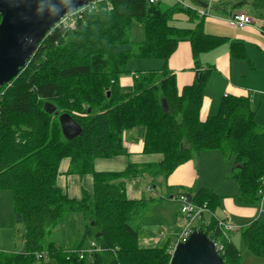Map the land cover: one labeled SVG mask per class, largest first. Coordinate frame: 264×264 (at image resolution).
<instances>
[{
  "label": "trees",
  "instance_id": "1",
  "mask_svg": "<svg viewBox=\"0 0 264 264\" xmlns=\"http://www.w3.org/2000/svg\"><path fill=\"white\" fill-rule=\"evenodd\" d=\"M179 1L206 6L205 0ZM161 4L157 0L100 3L73 27L51 30L26 68L2 88L0 191L12 194L15 223L25 228V250L1 253L0 264H170V241L163 247L142 248L139 230L150 209L171 195L161 194L158 201L130 200L126 183L149 176L151 189L165 190L180 166L205 152H221L227 165L233 159L228 178L238 185V201L264 210V125L256 123L250 97L228 95L216 116L201 120L205 88L214 70L212 66L200 70L201 56L229 45L232 59L246 60L252 67L245 46L206 33L205 17L197 9L175 1L163 10ZM252 5L264 12V0H253ZM179 15L194 27L174 25ZM134 22L144 29L141 43L132 40ZM181 42L191 45L198 78L180 91L168 62ZM124 45L133 49L111 52ZM135 60H161L164 66L134 73L133 90L125 92L120 79L131 74L128 66ZM47 105L55 108L53 114L45 110ZM63 115L81 127V136L64 137ZM132 131L144 142L143 155L160 160L130 163L122 172H97L96 160L125 154V135ZM64 160L70 163L67 175L92 177V191L83 190L80 199L70 198L58 185ZM182 194L212 214L221 206L222 197L213 190ZM75 215L84 217L86 225L77 249L66 252L47 237ZM199 228L211 241H221L224 264H242L229 232L213 216H205ZM241 234L250 253L264 259V224L257 220ZM90 243L101 251L92 262L81 260L79 252Z\"/></svg>",
  "mask_w": 264,
  "mask_h": 264
},
{
  "label": "crops",
  "instance_id": "2",
  "mask_svg": "<svg viewBox=\"0 0 264 264\" xmlns=\"http://www.w3.org/2000/svg\"><path fill=\"white\" fill-rule=\"evenodd\" d=\"M157 1L162 2V0H157ZM167 1L173 4L176 0H167ZM205 2H206V6L199 7L194 5L193 8L198 10L206 9V8L210 9L209 10L210 16L205 18L204 28L206 33L215 36H220L217 33L224 32L220 34H225L224 36L222 35V37H227L230 40V42H235V41L242 42L245 46L247 56L250 60H251L249 56L250 52L248 50L249 45L261 46L264 51V41H263L264 34L262 33V28L264 30V12H259L253 7L252 5L253 0H238V1L205 0ZM248 8L251 9V11H249ZM235 13H246L249 16H251L254 20L253 26L247 27L244 30H236L230 28L227 25L226 21ZM226 28L234 30L233 32L234 34L229 35V33H227ZM157 61H161V60H157ZM200 62H201V69H200L201 71L205 70L210 66L214 67V70L210 76V79L207 83L204 92L205 96L203 101V107L201 110L202 121H205L209 117L216 116L219 112L222 99L228 95L250 97L253 108L254 97L250 94L249 92L250 90L244 87L246 85L242 84L240 80H236L235 76L238 70L239 71L241 70L242 71L241 78L249 77L250 72L248 70L254 68V66L252 67L249 66L246 60L232 59L229 45H225L215 51L203 54L200 58ZM242 63L248 64L247 66L250 69L248 67L244 68ZM163 66H164V62L162 61L160 62V67H158L159 69L155 71L161 70ZM168 67L176 75L177 86L180 91L184 87L192 85L197 80L198 73L195 70L191 45L188 42H181L179 44L176 52L172 55V57L168 62ZM246 74L249 75L246 76ZM133 75L134 73L133 74L131 73L127 76H123L120 79V85L125 92H131L133 90V85H134ZM143 146H144V142L142 139L138 137V134L136 132V135L134 137H130L127 143L125 141L124 144L125 154L123 156L114 159H98L95 162V170L97 172H107V173L122 172L126 169V167L130 163L145 164V163H154L160 160L159 156L143 155L142 153ZM205 153H209V152H205ZM205 153L199 154L198 155L199 159L200 157H204V155H206ZM131 158L139 159L140 162L130 161ZM197 162L198 161L195 159V157H193L191 161L180 166L169 177L164 194L171 195V198L163 200L158 204V206L160 205L163 207L166 204V202L173 203V205L178 203L180 205L179 201L177 200V197L181 195L185 190L198 191L201 189H209L215 191L219 196L222 197V202H221V206L214 212V215L218 219L230 221L235 226V229L229 232V238L240 252L237 243L238 241L236 238L237 233H240V235L242 236L241 231L244 228L250 226L252 223H254L257 220L263 222L264 224V210L261 206L258 205H245L240 201L236 202L234 197L237 194V189L231 195V197L233 198L220 195V193H218L216 189L217 188L216 181L219 175L216 176V181H215V177H213V175H211L209 171L207 172L203 170L201 171V168L199 167V164ZM69 165H70L69 160H64L62 162L61 167L63 168L61 170L60 167V176L58 182L62 180V178L64 177L63 178L64 186L62 185L63 187H61L59 184L58 185L69 195L70 198L80 199L83 190H86L88 192L92 191L93 189L92 177L85 176L81 178L74 175H67ZM204 173H207V175L204 176L203 175ZM211 176L214 178V183L209 182ZM227 179H229L228 176ZM142 180H147L149 182L147 191L157 193V191L154 189L155 187L152 188V190H149V187H151V183H152L149 176L129 179L126 183V193H127V197L130 200H141L145 198L143 196L144 193L142 188ZM180 207H179V211H180ZM179 214H181V212H177L176 214L174 213L175 219L173 223L169 224L168 226H175L177 228H181V226L183 227L185 220L180 221ZM66 222H70L71 224L74 225L71 228V231L74 230L73 239L76 240L75 243L68 244L66 243L67 241L63 243L64 241L58 238L56 233L60 231L62 224L54 230L56 234V239L54 238V240H50V241L61 246L66 252H74L77 249L78 243L83 236L86 220L81 215H75L69 217L66 220ZM143 224L140 229H143L142 228ZM53 232L51 233L50 236H52ZM162 233L159 234L153 233L156 235V237L153 236L154 238L152 237L148 239L144 238V240L142 239L141 240V244H143L142 248H157V247H161L160 246L161 243L166 244L168 241H170V246H171L170 251L172 252V250L174 249L177 243V237H176V241L175 240L173 241L171 237L166 235L165 232ZM166 236L168 238H166ZM67 239L68 238L66 236V240ZM24 242L23 245H25Z\"/></svg>",
  "mask_w": 264,
  "mask_h": 264
},
{
  "label": "rangeland",
  "instance_id": "3",
  "mask_svg": "<svg viewBox=\"0 0 264 264\" xmlns=\"http://www.w3.org/2000/svg\"><path fill=\"white\" fill-rule=\"evenodd\" d=\"M238 1V0H235ZM186 6L188 7H194L193 4L190 2H185ZM171 2L167 0H162L161 7L162 9H166L167 6H169ZM249 11L251 9L248 8ZM174 25L177 27H183V28H192L194 27V24L188 23V18L185 15H179L177 17V21L174 22ZM227 33L229 35H233L234 30H231L229 28H226ZM214 33V32H212ZM224 33V32H220ZM217 33L220 36H224L225 34ZM132 40L134 43H141L145 40V32L142 27L137 22H134L132 25ZM264 41V40H263ZM133 49L130 45H124V46H114L111 48L112 53H121L125 51H131ZM248 50L250 52V58L252 60V63L254 68H249L246 63H242L244 68H249L248 70L250 73V76L247 78H241L242 71L238 70L236 73V80H240L242 84H245L247 89H249L250 94L254 97L253 102V108L256 112V123L259 126L264 125V51L261 46L255 45H249ZM160 62L157 60H135L132 63L129 64L128 68L131 71V73L136 72H148V71H155L158 70L160 67ZM250 66V65H249ZM249 74H246L248 76ZM136 135L135 131L128 132L125 135V141L126 143L130 139V137H134ZM204 157H198V155H195V159L198 161L199 167L201 168V171H209L213 177H217V184L216 189L217 192L220 193V195H224L230 198L232 193L236 191L237 194L234 197L236 202H238L237 195H238V186L237 183L234 180L227 179L228 172L231 169V167L234 164L233 159L230 161V164H226V161L224 159V156L221 152H209L205 153ZM130 161L133 162H140L139 159L131 158ZM200 161V163H199ZM63 167H61L62 170ZM225 174V176H224ZM204 176L207 175V173L203 174ZM211 176L209 179L210 183H214V178ZM62 178V177H60ZM64 178V177H63ZM60 180L58 184L63 187V181L64 179ZM62 183V184H61ZM63 185V186H62ZM149 185V182L147 180H142V188H143V196L145 198H155L157 201L159 200L161 194L165 195V190H161L159 187L157 193L149 192L147 191V187ZM156 204V203H155ZM154 204V205H155ZM158 203L150 209L148 212L144 224L143 229L139 230V245L140 247L143 246L141 244V240L144 238H152L153 236L156 237L153 233H162L165 232L167 236L171 237V239L176 241V237L178 238L180 231H182L183 227L177 228L175 226H168L169 224L173 223L174 221V213L176 214L179 211L180 205L178 203L174 204L170 202H166V204L162 206H158ZM180 221L185 220V217L181 214H179ZM263 223V222H261ZM74 225L70 222H64L62 224V227L60 231L57 234L58 238L65 241L68 244L75 243L76 240H74V233L71 228ZM24 232L25 228L23 225H18L15 223L14 219V209H13V201H12V194L9 191H0V254L1 253H22L25 250V245H23L24 242ZM55 231L53 232L52 236H48L47 240H54L56 239ZM67 236V240H66ZM166 236V238H168ZM153 237V238H154ZM237 243L238 248L240 249L241 255H242V264H264V259L255 257L252 255L247 248L246 244L243 241L242 236L240 233H237ZM165 243H161L160 246L163 247ZM66 246V245H65ZM24 247V248H23ZM48 261L45 260V263Z\"/></svg>",
  "mask_w": 264,
  "mask_h": 264
},
{
  "label": "water",
  "instance_id": "4",
  "mask_svg": "<svg viewBox=\"0 0 264 264\" xmlns=\"http://www.w3.org/2000/svg\"><path fill=\"white\" fill-rule=\"evenodd\" d=\"M94 1L0 0V93L26 68L41 42L66 15ZM45 110L55 112L51 105ZM60 124L67 140L82 135L81 127L70 116H61ZM171 255L170 264H224L215 244L201 230L177 244Z\"/></svg>",
  "mask_w": 264,
  "mask_h": 264
},
{
  "label": "built area",
  "instance_id": "5",
  "mask_svg": "<svg viewBox=\"0 0 264 264\" xmlns=\"http://www.w3.org/2000/svg\"><path fill=\"white\" fill-rule=\"evenodd\" d=\"M105 1L107 0H95L87 6H84L74 11L73 13L66 15L57 27H73L75 25V22L82 18L83 14L96 11L99 4ZM154 1L155 0H151L152 3ZM176 1L182 4L183 7L188 8L185 3L179 0ZM193 10L196 9L193 8ZM209 10V8H206L200 10L197 9L196 11L201 17L207 18L210 16ZM226 22L230 28L236 30H244L247 27L253 26L254 24L253 18L246 13H235L230 18H228ZM149 190H152L151 187H149ZM177 200L179 201L181 206L180 212L185 217V223L182 231L177 238L176 245L181 242H185L194 231L200 230L199 226L202 224V222L204 221V217L207 215L213 216L219 222V225L224 229L225 232H230L235 229V226L230 221L216 218L215 215L212 214L206 206L195 205L192 200L190 201L189 196L181 194L177 197ZM212 242L215 244L217 251L220 253L223 250V244L221 243V241ZM99 251L101 250L95 245V243H90L88 247L81 250L78 255L81 260L88 259V261L92 262L94 260V254Z\"/></svg>",
  "mask_w": 264,
  "mask_h": 264
}]
</instances>
